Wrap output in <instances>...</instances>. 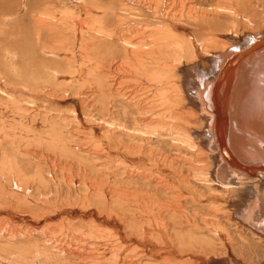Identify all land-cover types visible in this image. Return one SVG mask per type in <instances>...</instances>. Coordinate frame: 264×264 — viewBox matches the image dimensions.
<instances>
[{
    "label": "bare ground",
    "instance_id": "6f19581e",
    "mask_svg": "<svg viewBox=\"0 0 264 264\" xmlns=\"http://www.w3.org/2000/svg\"><path fill=\"white\" fill-rule=\"evenodd\" d=\"M106 1L66 0L62 12L45 6L32 13L36 0H27L23 14L28 21L21 16L18 39L12 37V31H0L13 38L11 43L8 42L9 46L0 40V70L6 76L22 77L26 83L19 84L20 90L0 85L3 93L0 95V100L3 99L0 106L5 101L18 105L22 94L30 95L27 96V103H37L39 95L30 91L33 85L38 89L39 84H45L50 90L57 91L73 81L79 85L93 84L97 90L100 113L90 122L94 132L92 138H96V128L99 129L98 141L102 148L109 153L118 152L110 165L116 169L113 170L114 175H119L117 170L121 174L123 188L135 185L131 194L134 204L127 197L120 200V192H113L103 180L88 179L83 184L97 185L94 194L88 197L76 192L73 197L99 227L79 228L72 219L76 210L68 208L70 215L64 233L56 235L54 230H50L46 234L47 245L53 252L50 248L35 249L29 254L27 248L32 249L29 242L27 248L19 249L16 245L19 232L6 223L13 217L0 216V264H264V240L252 234L264 238V24L260 25L261 28L254 25L259 28L254 32L253 29H244L241 35H231L229 30L233 26L222 30L226 20L210 17L219 16L217 12L225 13L223 16L228 12L240 14L243 8L242 12H246L241 14L247 21L251 13L260 14L259 7L256 8L258 1L255 4L253 0H240L241 3L232 1V4L228 0L229 7L226 0H219L217 2L222 3L215 5L210 15L208 11H202L199 18L194 13L187 17L188 20H198L196 29L185 26L187 29L183 28V32L177 35L170 24L178 21L184 12L195 8L192 0H128L124 3L126 6L122 4L121 13L115 16ZM71 5L77 10H70ZM9 6L0 4V8L8 11ZM19 9H22L21 5ZM247 23H244L245 26ZM61 29L65 31V37L60 35ZM7 34L4 40L9 37ZM33 35L54 41L51 48L40 49L41 53L43 56L52 54L49 57H55L69 72L48 69L47 61L38 57ZM83 40L92 42L81 44ZM92 43L96 46L88 57V48ZM3 51L8 57L10 53L18 52L16 55L21 58V70L13 69L16 64H11L10 57H5ZM38 59L42 69L35 67ZM179 75L183 82L179 81ZM48 90L44 91L46 96L50 92ZM75 106L73 103L65 106L66 109H59L55 116L70 119V112H76ZM37 110L31 109L30 112ZM55 122L48 119L44 128ZM81 125H84L81 130L92 132L86 123ZM6 130L2 133L15 138L18 136L17 128ZM48 130L47 138L61 150L65 148L64 133L73 134L53 127ZM35 139L38 140L37 133L31 140L24 141V150L18 153L28 154L30 148L35 147ZM200 144L210 154L200 151ZM165 146L171 151L167 152ZM182 149H185L184 152ZM196 151L203 153L206 162L209 161L204 173L199 168L204 159L195 154ZM178 161L183 163L179 165ZM188 162L185 174L178 170L177 166ZM20 163L16 170L0 153V183L13 181V178H5L4 173L18 175V189L22 191L18 206L28 207L36 203L41 210L48 208L50 211L51 202L57 194L52 192L46 196L49 198L45 202H39L25 193L26 188L23 190L21 185L32 182L39 194L41 190L36 187L45 186L46 179L42 173L39 177L27 176L25 172L31 169L29 162ZM57 166L62 177V173L66 172L71 187H74L77 184L75 180L82 173L59 162ZM74 172L77 174L74 175ZM200 177L206 183L205 191L214 199L213 203L229 207L231 218L241 226L236 225L234 230V249L227 247L233 240L231 236L232 240L224 238L219 242H224L228 248L226 255L214 254L217 234L209 232L218 233L219 228L223 235L225 232L216 215H206V221L211 224L206 226L209 231L205 233V238L196 236L198 231L204 232L202 228H197L196 222L186 225L185 237H181L179 233L184 231V227H181L182 222L177 221L184 220V216L175 215L171 223L164 221L163 215L170 208L169 201L153 200L157 188L131 183H157L159 178H163L164 185L161 187L183 188L189 191L190 197L198 199L204 193L197 194L193 183L200 181ZM1 191L0 186V194ZM95 196H109L112 198L110 203H114L112 209L124 210L126 215L136 207L143 219H130L125 228L127 218L120 214L110 217L112 209L102 214L94 206L90 208ZM170 196L174 198L177 193L173 191ZM224 200L226 202L222 203ZM75 204L70 207H76ZM6 205L12 207L8 203ZM154 207L162 210L156 212ZM41 210L38 211L41 213ZM29 213L34 212L30 210ZM0 214L6 215L7 212L0 211ZM10 214L13 215L12 212ZM25 234L20 232L19 235Z\"/></svg>",
    "mask_w": 264,
    "mask_h": 264
},
{
    "label": "rangeland",
    "instance_id": "374dc122",
    "mask_svg": "<svg viewBox=\"0 0 264 264\" xmlns=\"http://www.w3.org/2000/svg\"><path fill=\"white\" fill-rule=\"evenodd\" d=\"M65 1L66 0H36V4L32 8V13H35L37 10H40V8H43L45 6H52L53 10L57 12H62L61 10L65 7V3H64ZM192 1L194 2V4L192 5L195 8H193L192 11L184 12L185 14L182 15L179 20L177 19L178 21H174L172 24H170L173 27L174 34L176 35L181 34L183 32V28H186L185 26H189V25L192 28V30L196 29L197 27L196 24L198 23V20H191V19L188 20L187 17H190V15L194 13L193 15H196L199 18L200 12L202 11H208L210 15L212 12H214L211 9L215 5L221 4L223 2V0H220L222 2H217L219 0H192ZM226 1L229 4V1L228 0ZM232 1L234 3H237L240 0H231L230 2L232 3ZM256 1H258V4H256L257 3ZM26 2L27 0H0V4L2 3V4L10 5L9 6L10 11L4 8H0V17H1L0 26H2V29H0V31L2 32L12 31L11 32L12 37H14V39H18V36L20 34V32L18 33V28L20 25V18L22 16V19L25 20V17H26L24 16L25 14L24 12L26 11L24 6L26 5L25 4ZM107 2L109 6L111 7L110 9L111 14L115 16L121 13L120 8L122 4L125 5L124 3H127L128 0H107L106 3ZM253 2H255V4L257 5L256 8L259 7L258 9H260V14L258 12L257 15H252L251 13V17L249 16L250 18L247 21H245V17H243L244 14H241V13L246 12L245 9H244L245 11L242 12L243 8L240 10L241 11L240 14H237L235 12H228V14L226 13V16H223L225 15V13L223 14V13L217 12L219 16L215 14V16L211 15L210 17H215L219 20H223V19L226 20V23L223 24L222 30L233 26L232 29L230 28L231 31L229 30V33H231V35H235V34L238 35V33L239 35H241V32L244 29L249 30V31L253 29L252 31L254 32L255 30L261 28V26H263L264 24L263 22L264 21V0H253ZM22 3H24V5ZM238 3H241V1ZM20 5L22 9H19ZM259 5L261 6V8ZM229 7H230V4H229ZM258 9L257 11H259ZM70 10L76 11L77 7L75 8L71 5ZM259 16L261 17L259 18ZM6 17L8 18L7 20H6ZM26 19L27 20L25 21L27 22L28 18ZM241 21L243 23H241ZM244 23L245 24L247 23L248 25L245 26ZM254 25L256 27H258L259 25V28H256ZM240 28H241V31H240ZM233 32L234 34H232ZM3 34L0 33V40L4 44H7L9 46L10 44H8V42L11 43L13 41L11 39L13 38L10 36V34H7V33H3ZM5 34L9 36L7 37L6 40L3 39V37L6 38ZM60 35L65 37V31L61 29ZM32 40L34 42L37 53L39 55L38 57H40L44 61H47L46 65L48 66V69L53 68V69L60 70L64 73L69 72L68 68H66L63 65L62 66L60 65L59 60H57L55 57H49V55L51 56L52 54H45L46 56L42 55L40 49L45 48V47L51 48L54 42L52 39H47L43 36L38 37L36 35H33ZM87 42L91 43L92 41L83 40L81 44H84ZM93 44L94 43H92L91 46L88 48V52H89L88 57H90L91 55L90 51H92L94 46H96ZM11 48L14 49L13 47ZM15 50L16 49H14V51ZM4 52L6 51H3L2 53L3 55H4ZM16 53L18 52L16 51ZM16 53H10L9 60H11L12 62L11 64L14 63L17 66L16 67L13 64L15 66V67L13 66L14 67L13 69L16 70L17 68V70H21V58L19 55L17 56ZM203 54L204 53H202V55ZM4 56L8 57L7 54ZM39 59L38 61H36L35 67L40 68L41 62ZM0 76H2L0 77V85L5 86V87H11L14 90H20L19 84L22 85L26 83L22 77L17 78V77H14L12 74H9L8 76H6L5 73L2 72L1 70H0ZM178 79L179 81L183 82V78H181L180 75L178 76ZM39 85L40 87L37 89L34 85L31 87L30 84H27V87H31L32 89L30 90L31 94L39 95V100L37 101V103L35 104L27 103L26 102L28 100L27 96H30V95L22 94V97L18 98V105H13L14 103L7 104L8 102L5 101L6 103L0 106V125H1L0 126L1 127L0 128V151L1 150L4 151V153L0 152L1 155L3 154L6 158V161L8 163L11 162L12 167H16L15 168L16 170H18V163L21 164L20 162H26V163L29 162L31 169L29 170V172H25V174L31 177L35 175L39 177V173H42L46 179L45 186L36 187L37 190L38 189L39 191L41 190V193L39 194L35 192L34 190L35 184H33L32 182L24 183L25 185H21V184L19 185L22 186L23 190L26 188V191L24 192L25 193L27 192V194L34 196V199L39 202H45L49 198V197L46 198V196H49L52 192L57 194L55 200L51 202L53 206L52 207L49 206L51 208L50 211L48 208L47 210L46 209L41 210L42 208L40 207V205L36 203L28 207H24V206L19 207L18 197L22 195L21 193L22 191L21 189H18V183H19L18 175H13L11 173L3 174L5 178H13V181L11 183L9 182L0 183V186L2 188V191L0 194V200L3 201V206H1L2 208H0V211L7 212L6 215L0 214V216L1 217L3 216L13 217L12 220L9 219V221L7 220L6 223L8 226L16 228V230L19 232L18 237L16 239V242H17L16 245L18 246L19 249L27 248L30 244L29 247L32 249L27 248L30 251L29 254L33 252L35 249L47 250L48 248H50L49 244L47 245V240H46V234H49L50 230H54L56 235H62V233H64L67 222H68V216L70 215L67 212L68 208L69 209L72 208L73 211L76 210L75 215L72 214V219L74 220V223L76 224V226H78L79 228H81V226L85 228H87L88 226L89 227H92V226L99 227L89 218V216L85 212H83L82 210L83 208L80 206L81 203L79 204V201H75L73 197V195H75L76 192H78L81 196L86 195L88 197L94 194L97 185L86 186V183L83 184V182L87 181L88 179L103 180L104 183H108L112 187L113 192H120V195H119L120 200H122V197H127V200L131 204H134L131 199V194L133 192V188L135 187V185H131L130 188H123V185L120 184L121 174L117 170L119 175H114L113 170L115 169V167L110 165V161H113L117 158L118 152L109 153V150L102 148L100 142L98 141L100 138L99 129L96 128V133H97L96 138H92V136L94 135V132L92 130L93 126H91L92 124H90V122L92 123L93 119H96L100 113L99 112L100 103L98 101L97 90L94 87V85L93 84L79 85L73 81V82H69L68 84L62 86L60 90H57V91L54 89L50 90V87L45 86V84H39ZM46 89L50 90V92L48 93L49 97L46 96L47 92H44ZM2 94L3 93L0 90V95ZM54 96H58L59 98H53ZM2 100H0V102H2ZM40 102H44L43 104L48 105L49 107L43 106V104H41ZM72 103L76 105L75 106L76 112H70L71 116L69 117L71 120L61 119L59 116H55L56 114L59 113L58 111L59 109L65 110L66 109L65 106L71 105ZM35 108H38V110L34 112H30L31 109H35ZM75 113H78V114L75 115ZM88 113H91V115H94V116L92 117L91 115L87 116L86 114ZM48 119L54 120L56 122L53 125L48 126L47 128H44L45 123L48 121ZM83 122L88 125L87 126L88 130H92V132L81 130V128H84V125H81ZM97 122L98 120H96V123ZM51 127L57 129L58 131L59 130H62L65 132L71 131L73 133L72 135L64 133L65 148L63 150H61L58 145H56L53 141L47 138L46 135L48 132H50V130L48 129ZM6 128H9V129L17 128L18 136L15 138L11 134L6 135L2 133V132L7 131ZM35 133L38 134V140L35 139L34 144H33L35 147L34 148L31 147L28 154H24V155L19 154L18 153L19 150H24V144H23L24 141L31 140L32 138H34ZM25 135H27L28 137L24 138ZM165 147H166L165 149L167 152L171 151L168 146H165ZM115 148L116 150H118V147H115ZM199 148H200V151H202L203 153H209L201 146V144ZM184 150L185 149H182V152H184ZM203 153H199V151L195 152V154L197 155L200 154L199 157L201 159H204V163H202L199 166L200 172L202 173H204L205 170L209 166V161L206 162L207 158L204 156ZM191 154L193 155L194 153H191ZM141 156L147 157V155L145 154H142ZM99 158H103L104 160L100 161ZM57 162L61 164H66L67 166L75 169L78 172L80 171L82 173V176L78 178L77 180H75L77 184L74 185V187H71V184L66 175V172L62 173L63 177L61 176L58 170ZM104 163H108V165ZM182 163H183L182 161H178L179 165H181ZM188 165H189V162L183 166H177V168L178 170H180L181 172L185 174L187 172L186 166ZM75 173L77 174V172H74V175H76ZM208 177H209V174H208ZM161 180L164 181L163 178H159V181L157 183L155 182L140 183L136 181H131V183L132 184H143V185L157 188L156 190L157 195L153 200L156 202L169 201L170 208H169V211L163 215L164 221L171 223L175 215L182 214L184 216V220L177 221V222L183 223L181 227H184V231L182 230L181 233H179L181 237H185L186 225L190 224V222H196L197 228L198 229L202 228V231H204L203 233L198 231L196 236L205 238V233L209 231L206 228V226L209 227V225L211 224L206 221V215L211 216V217L213 215H216L219 218L220 226L224 227L225 232L223 235V232L220 228H219L218 233H215L213 230H211L212 231L211 233L209 232V234H213V235L217 234L216 240L214 241L215 243L214 254L216 256H219L222 254L226 255L227 254L226 252L229 251L227 247H231L232 249L236 247L235 238H234V230H235L236 225L238 226L240 225L231 218V211H230V214L228 213L229 207H226V205L224 204H219V202L213 203L214 199L211 198L210 195H208V191H205L204 186H207V185L206 183L202 182L201 177L199 178L200 181H196L193 183L195 184L194 189L197 192V194L204 193V196L203 197L199 196L198 199L190 197L189 191L183 188L174 189L172 186H170L169 188L161 187L164 185V183ZM183 184L185 183L183 182ZM39 187H41V189ZM173 191L177 193V196L174 198H170L172 197L170 196V194ZM109 200L112 201V198H109V196H106V197L95 196L93 198V204L90 208L94 206L98 212L101 211L102 214H106L109 209H112L114 207V203H110ZM221 202L225 203L226 200L221 201ZM6 203L10 204L13 208L8 207ZM71 204H75L76 207L73 206L75 209L73 207H70ZM53 207L56 208V210L54 209L55 210L54 213L56 214L52 213ZM34 208H40V209H34ZM30 210L34 212V213H31L32 215L29 213ZM38 210H41L43 212L40 213ZM161 210H162L161 208L154 207V211L156 212H160ZM10 212H12L13 215H11ZM131 212L132 213H129L126 215L124 210H121L119 208H114L110 212V217H113L115 214H120L122 215L124 219L127 218V221H125L124 223V227L127 228V223L130 219H133V220L143 219V217L140 215L136 207H134L131 210ZM25 215H27L28 217ZM75 221H79V222H75ZM10 222L11 223L14 222L13 223L14 225L12 224L11 226ZM20 232L26 233L25 234L26 236L19 235ZM250 232L252 233V231ZM227 233L229 235H226ZM252 234L264 240V238L257 236L255 233H252ZM230 236L232 237L233 240L231 239ZM224 238L228 240L229 239L232 240V242L229 241V243L227 244V247L225 246L224 242L219 243ZM27 242H29V244H27ZM50 251L53 252L51 248H50Z\"/></svg>",
    "mask_w": 264,
    "mask_h": 264
}]
</instances>
